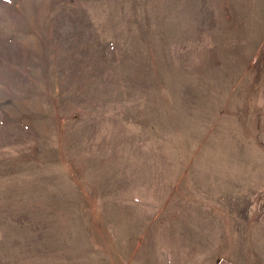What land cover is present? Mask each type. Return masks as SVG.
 Here are the masks:
<instances>
[{
	"label": "rangeland",
	"instance_id": "obj_1",
	"mask_svg": "<svg viewBox=\"0 0 264 264\" xmlns=\"http://www.w3.org/2000/svg\"><path fill=\"white\" fill-rule=\"evenodd\" d=\"M0 264H264V0H0Z\"/></svg>",
	"mask_w": 264,
	"mask_h": 264
}]
</instances>
